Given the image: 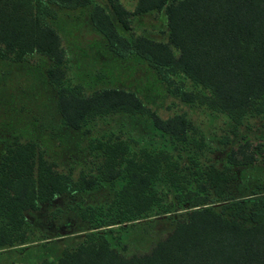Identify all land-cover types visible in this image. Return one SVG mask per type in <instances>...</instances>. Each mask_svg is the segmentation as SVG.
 <instances>
[{
  "label": "trees",
  "instance_id": "16d2710c",
  "mask_svg": "<svg viewBox=\"0 0 264 264\" xmlns=\"http://www.w3.org/2000/svg\"><path fill=\"white\" fill-rule=\"evenodd\" d=\"M106 1L105 6H94L92 20L112 49L137 54L159 70L183 72L209 90L208 95L199 96V101L234 117H241L264 100V0H137L134 10L119 0ZM90 3L91 0H0V59L7 58L8 53L18 61L34 53L49 59L46 74L57 89L60 119L71 129L112 113L147 114L163 136L177 143L188 141L184 116L163 120L132 90L109 87L80 95L65 85L60 36L33 10L35 5L75 8ZM152 11L165 21L166 41L145 36L128 41L118 33L117 24L130 30V16ZM178 94L186 102L198 96L184 90ZM15 143L3 155L4 160L17 159L7 182L13 192L7 194L2 187L0 197L4 201L0 215L10 224L21 222L23 212L36 208L37 202L92 190L103 181L118 178L123 184L107 204L108 213L113 210L109 224L124 228L127 222L153 211L168 212L169 205L163 202L167 193L158 189L161 182H168L177 192L176 203L186 206L187 212L178 214L171 231L148 252L126 254L125 247L120 251L111 244L106 232L89 231L76 247L63 251L57 264H264V196L252 200L251 211L245 205L249 200L230 202L218 210L213 203L229 199L224 194L229 179L214 164L202 170L197 156L189 155L186 162L180 149L133 148L125 139L96 138L90 143V150L98 151L93 161L96 174L74 181L70 174L58 173L42 155L36 167L35 160L30 161L31 155L24 154L33 146ZM247 146L244 143L232 148L231 164L252 162L254 153L249 158L243 155ZM23 167L27 174L21 172ZM8 168L7 164L2 166L0 182ZM4 206H8L7 210ZM95 211L103 212V207ZM105 225L108 224L100 222L93 229ZM7 241L2 236L0 245Z\"/></svg>",
  "mask_w": 264,
  "mask_h": 264
},
{
  "label": "rangeland",
  "instance_id": "374dc122",
  "mask_svg": "<svg viewBox=\"0 0 264 264\" xmlns=\"http://www.w3.org/2000/svg\"><path fill=\"white\" fill-rule=\"evenodd\" d=\"M119 1L129 10H134L137 2ZM106 3V0H91L87 6L75 8L35 5L34 14L60 36L65 85L80 95L109 87L132 90L161 119L184 116L188 122V141L177 143L163 136L147 114L112 113L97 116L79 129H71L60 119L57 89L46 74L49 59L34 53L18 61L8 53L7 58L0 59V176L4 174L2 166L9 167L0 182V197L2 187L7 194L13 192L7 182L17 159L4 160L3 155L15 142L26 148L33 146L32 151L24 154L31 155L30 161L34 159L36 167L42 155L58 173L70 174L78 181L96 174L93 161L98 151L90 150L92 140L111 137L125 139L133 148L149 146L174 152L180 149L186 162L189 155L197 156L202 170L214 164L229 179L224 192L229 199H216L214 206L222 211L224 204L249 200L245 205L251 211L252 200L264 196V100L241 117H234L199 101V96L208 95L209 90L183 72L159 70L137 54L112 49L92 20L94 6ZM128 22L130 30L117 24L118 33L128 41L137 36L156 41L167 39L165 21L155 11L130 16ZM180 90L198 96L195 101L186 102L181 100ZM244 143L248 146L243 155L249 158L254 153L252 162L231 164L232 148ZM26 170L23 167L21 172L27 174ZM122 184L121 178L103 181L92 190L37 202L36 208L25 210L22 221L14 224L0 215V239L4 236L8 240L6 245H0V264H57L63 251L76 247L89 231L106 232L111 244L120 251L125 247L126 254L150 251L171 231L178 214L187 212L186 206L176 203L177 192L168 182H161L158 189L167 193L163 202L169 205L168 212L153 211L127 222L124 228L121 224H109L113 210L108 213L107 204ZM3 202L0 198V204ZM99 207H103V212L95 214ZM7 208L4 206V210ZM100 222L108 225L93 229Z\"/></svg>",
  "mask_w": 264,
  "mask_h": 264
}]
</instances>
